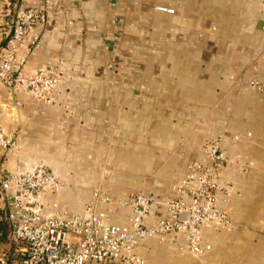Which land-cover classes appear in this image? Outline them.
<instances>
[{
    "label": "crops",
    "instance_id": "1",
    "mask_svg": "<svg viewBox=\"0 0 264 264\" xmlns=\"http://www.w3.org/2000/svg\"><path fill=\"white\" fill-rule=\"evenodd\" d=\"M19 5L47 8L24 73L62 75L46 100L0 83V128L22 132L0 170L45 166L63 183L46 210L80 212L98 191L96 209L127 224L134 194L173 197L187 161L220 137L239 162L222 169L232 190L219 204L241 226L203 227L200 256L178 250L179 234L136 253L144 264H264L262 0H1L0 53Z\"/></svg>",
    "mask_w": 264,
    "mask_h": 264
},
{
    "label": "built area",
    "instance_id": "2",
    "mask_svg": "<svg viewBox=\"0 0 264 264\" xmlns=\"http://www.w3.org/2000/svg\"><path fill=\"white\" fill-rule=\"evenodd\" d=\"M46 14L45 5H19L0 53V83L41 100L48 98L62 75L60 70L24 73L28 57L41 43L32 27L36 22L43 25ZM20 134L19 129L5 132L0 128V159L17 146ZM201 153V158L187 161L181 180L172 188L173 197L160 200L144 192L134 194L127 224H115L96 209L98 191L80 212L59 209L55 203L46 210L43 196L58 192L63 183L45 166L24 172L1 169L0 210L8 232L4 238L0 235V264H144L136 253L141 242L177 234L183 239L178 250L202 255L203 227L239 225L219 204L228 201L232 190V184L220 178L222 169L239 161L227 156L220 137L204 141ZM109 199L101 197L102 201ZM156 207H162L163 213L147 223L146 217Z\"/></svg>",
    "mask_w": 264,
    "mask_h": 264
},
{
    "label": "trees",
    "instance_id": "3",
    "mask_svg": "<svg viewBox=\"0 0 264 264\" xmlns=\"http://www.w3.org/2000/svg\"><path fill=\"white\" fill-rule=\"evenodd\" d=\"M0 215H1V218H0V235L2 238H4L8 232V225H7V222L4 218V214L3 212L0 210Z\"/></svg>",
    "mask_w": 264,
    "mask_h": 264
},
{
    "label": "rangeland",
    "instance_id": "4",
    "mask_svg": "<svg viewBox=\"0 0 264 264\" xmlns=\"http://www.w3.org/2000/svg\"><path fill=\"white\" fill-rule=\"evenodd\" d=\"M19 132H21V130H19ZM20 135H22V132H21V134ZM21 137V136H20ZM248 169V168H247ZM239 225L237 226V227H240L241 226V224L240 223H238ZM0 228H1V226H0Z\"/></svg>",
    "mask_w": 264,
    "mask_h": 264
},
{
    "label": "water",
    "instance_id": "5",
    "mask_svg": "<svg viewBox=\"0 0 264 264\" xmlns=\"http://www.w3.org/2000/svg\"><path fill=\"white\" fill-rule=\"evenodd\" d=\"M195 256V255H194Z\"/></svg>",
    "mask_w": 264,
    "mask_h": 264
}]
</instances>
